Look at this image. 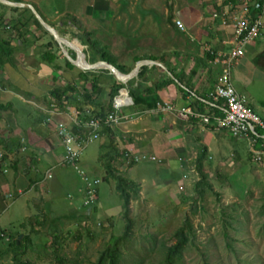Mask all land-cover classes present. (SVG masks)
Segmentation results:
<instances>
[{"label":"crops","instance_id":"crops-1","mask_svg":"<svg viewBox=\"0 0 264 264\" xmlns=\"http://www.w3.org/2000/svg\"><path fill=\"white\" fill-rule=\"evenodd\" d=\"M8 1L32 6L59 36L80 48L88 63L100 61V53L104 50L125 73L132 71L140 60L152 61L141 65L131 79L121 82L132 99V105L122 112L130 114L131 119L112 127L110 133L100 135L99 164L106 176L108 163L117 174L123 171L121 152L128 147L155 156L159 160L156 162L166 167L163 172L177 168L185 173L184 169L193 166L199 171L197 160H201L202 171L211 170L212 165L223 162V158L233 152L238 153V163H242L243 155L239 156L234 145L230 147L228 142L233 137L224 129H218L214 123L203 124L197 118L179 115L183 108L212 117L218 116L214 113L216 108L224 112L222 102H213L208 97L222 68L212 63V56L206 49L215 52L231 49V26H221L211 15L215 10L235 7V0ZM256 1L253 0V4ZM258 14L260 11L255 15ZM175 19L183 23L184 31L175 26ZM37 21L31 8L0 2V39L9 41L12 49L11 55L0 64V90L18 99L17 108L9 100L0 103L3 106L0 107V144L3 147L0 152L7 154L5 159H0V201L6 206V199L14 201L18 196L37 193L41 184L40 196L47 199L44 207L53 213V208L59 207L60 196L57 193L59 198L54 200L52 195H44L45 190L50 192L67 186L69 192H77L72 189L68 168L61 165L64 148L55 134V124L62 121L72 128L80 126V119L73 117L70 110L74 108L69 106V111L62 110L47 122L49 91L73 85L74 94L79 95L84 88H89L90 83L84 80L86 75L89 79L98 76V86L103 91L120 81L106 68L86 70L91 72L89 74L71 61L68 65L62 47ZM157 34L160 37L154 38ZM92 42L96 44L91 49ZM260 43L256 40L247 45L231 71L235 70L243 79L250 77L252 71L249 73V69L244 68L257 69L252 57L263 49ZM65 49L72 59L76 58L74 48L65 46ZM140 71L142 76H138ZM161 82L164 85L158 90H147ZM158 102H167L174 110H159ZM26 104L44 116L36 127L23 120L21 113L27 110ZM78 130L77 133L83 134L87 128L83 125ZM21 138L25 143H21ZM243 139L247 141L248 152H253L255 158L254 143ZM213 158L216 162L212 164ZM204 159L212 162L204 163ZM16 160L18 164L14 167ZM173 163H177L176 167ZM91 166L97 169V165ZM38 167L42 170L40 179L34 176ZM47 171L51 179H45ZM30 178L36 180L31 186L28 185ZM75 210L71 209L70 213Z\"/></svg>","mask_w":264,"mask_h":264},{"label":"rangeland","instance_id":"rangeland-1","mask_svg":"<svg viewBox=\"0 0 264 264\" xmlns=\"http://www.w3.org/2000/svg\"><path fill=\"white\" fill-rule=\"evenodd\" d=\"M157 36L160 37L157 34L154 38ZM154 38L152 37V39ZM258 41L261 42L260 48H264V29L261 31ZM58 45L60 44L58 43ZM62 54L69 60L63 50ZM256 68L258 70H250L249 66H245L244 69H249V73L252 71L250 77H244L245 81L236 74L235 70H232V81L238 93L246 97L250 108L259 117L264 118V71ZM8 100L17 108L18 99L0 90V103ZM25 107L27 110L21 113L24 122L36 127L38 121L44 119V116L30 104H26ZM28 112H31V115L27 114ZM1 131L0 129V136ZM101 142L97 139L89 143L81 156V166L90 177H105L100 168L98 157ZM228 143L230 147L234 145L232 147L237 148L240 152L239 156L243 155L241 158L243 161L238 163V153L233 152L232 155L229 153L225 156L223 162L212 165L211 170H204L207 173L208 185L201 186L202 189H205L203 199L198 198L197 191H195V184L201 177L200 172L195 169L196 166L189 169L187 167L184 169L185 173L177 168L175 170L167 169L168 171L163 172L162 170H166V167L156 161L138 163L134 167L132 166V170L123 166L126 171L123 168V171L119 172L120 176L137 183L140 182V191L137 196L131 197L129 204L132 239L129 249L127 251L122 249L123 253L132 256L137 251L139 256L149 258L144 264H157L160 257L158 254L160 244L162 242L166 245L172 244L173 233L186 218H189L195 231V238L193 244L183 254L185 264H203L202 255L210 258L213 264H237L235 255L225 247L224 230L220 220V211L224 208L232 214H239V220L243 222L241 233L231 231L233 237L243 240L241 244L236 243L240 248L241 258L250 259L251 264H264V160L261 158L256 161L253 155L247 157L249 154L247 141L243 138L235 139L233 137ZM1 148L0 144V150ZM2 153L0 152V154ZM214 158L213 162L204 159V163L212 162L213 164L216 162ZM26 162L24 159V163ZM91 165H97V169H93ZM176 165L177 163H173V167ZM130 170L131 172H129ZM68 171L73 184L72 189L76 190V193L72 190L69 192L67 186L61 190L44 191V195L50 194L54 200L59 198L56 196L57 193L60 196V202H57L61 206L58 204L57 209L53 208L55 210L53 213H51L52 210L49 211V208L44 207V200L47 199L40 196L41 184L38 185L37 193L31 192L18 196L14 201L6 199L4 202L6 206H3L0 201V264H15L16 260H28L33 264L51 262L55 264L54 259H47L45 252L46 247L48 248L52 241L54 231L47 226L48 223L37 225L32 230L34 221L31 222L29 218L32 217L34 210L36 212L37 210L44 211L46 218H49L50 214L64 215L69 214L71 209H81L80 206L84 202V198L79 193V189L83 188V183L74 171L69 168ZM34 176L38 179L42 177L41 167L37 168ZM22 178L23 176H21ZM116 184L113 177H110L109 181L103 180L100 183L97 208L95 211L92 210L93 220L89 226L90 235L87 234L88 228L84 224L79 227L75 226V222L72 220L62 221L59 226L63 230L62 233H59L61 252L72 258L73 254L79 250V258H84V264H94L99 250L103 248L111 235H118L124 230L125 220ZM21 224H24L25 227L23 228ZM78 229L81 234V242L72 239V233ZM28 232L32 234V241L24 253L21 250L13 249L3 252L7 246V236L13 235V238L18 240ZM66 232L70 233L65 235ZM150 234L157 238L156 248L153 252H149V245L143 240ZM52 250L54 249L51 247L50 252Z\"/></svg>","mask_w":264,"mask_h":264},{"label":"trees","instance_id":"trees-1","mask_svg":"<svg viewBox=\"0 0 264 264\" xmlns=\"http://www.w3.org/2000/svg\"><path fill=\"white\" fill-rule=\"evenodd\" d=\"M263 0H257L252 6H250V14L255 16L262 6ZM252 12V13H251ZM37 24L41 26L39 21ZM46 31V30H44ZM56 42V41H54ZM57 43V42H56ZM96 43H91L90 48L94 47ZM91 48V49H92ZM99 51V50H97ZM101 52V51H100ZM12 49L9 46V41L5 39H0V64L4 62V58H7L11 55ZM71 57V56H70ZM100 59L107 61L113 64L119 71L125 73V69L121 66L115 65L113 59L111 58L110 54L107 50H104L100 53ZM66 63L71 65V62L67 59ZM252 63L256 65V67L262 69L264 71V48L257 54L252 57ZM143 71V70H142ZM140 71L138 76H142L143 72ZM86 73H91L90 71H86ZM85 81H88L89 88H84L79 95H75L76 88L73 85L65 86L64 88H52L49 91L50 99L54 100L59 106L65 107L70 106L77 110L78 118L80 119V126L85 125L86 122L92 119H100L103 120L105 116L111 111L112 109V100L113 97L118 93L119 89L123 88V84L121 82H117L112 84L107 91H103L98 85V76H93V78L89 79L87 75L84 77ZM164 84L161 82L156 84L153 89L148 88V91H155L161 88ZM3 107V106H0ZM218 116H222L223 112L219 111V109H215L214 112ZM80 126H73L72 130L77 133ZM87 128V127H86ZM110 126L102 125L101 133H110L111 131ZM88 131V130H87ZM86 131V132H87ZM254 139V150L262 151L261 158L264 159V131L260 129L255 130V134L250 135ZM3 148V147H2ZM7 149V148H5ZM203 154V153H202ZM0 159H5L6 155L5 152L1 154ZM253 152L249 153L247 157H251ZM202 157V156H201ZM200 157V158H201ZM260 158V160H261ZM18 160L14 161L13 166L17 167ZM198 169L200 172V179L195 184V191H197L198 198H204L205 189L201 188L202 185L207 184L206 174L204 171L201 170V160H197ZM107 171L108 175L105 177H90L92 179L98 178L101 179L100 183L103 180L109 181L110 177H113L116 180V189L118 195L121 199V208L123 213V218L125 220L124 230L118 235H111L110 239L106 242V244L101 248L98 252V257L94 264H144L149 258H143V256H139V253L136 251L135 254L132 256L126 253H123L122 249L127 251L130 247L131 242V235H132V220L129 217L130 212V201L131 197L137 196L140 191L139 183L135 181H131L126 177L120 176L117 174L114 168H112L111 164H107ZM30 183L28 184L31 186L36 180L30 178ZM99 183V185H100ZM99 185H97V196L99 195ZM208 185V184H207ZM28 186V187H29ZM200 188V189H199ZM209 188V187H208ZM81 191V190H80ZM132 192V193H131ZM82 195L84 193L81 191ZM69 198V197H68ZM263 200H264V193H263ZM196 201V200H195ZM98 204V198L94 201V204L88 210V207H84L83 203L80 208L76 209L74 212L64 215H49V218L45 213L34 210L32 217L29 220L33 222V227L36 228L37 225L41 226L44 223H48L47 226L51 228L54 233L52 234V241L46 247V255L47 259L55 260V264H84V258H79V250H77L73 257L70 258L69 256L65 255V253L61 252V242H59V233H62V229L59 227L62 221H74L75 226L81 227L83 224L87 227V234H91L89 230L90 224H92V210H96ZM236 210V209H235ZM195 212V210H194ZM221 214V223L223 227V235L225 238V247L229 252H232L235 255L237 260V264H251L250 259L241 258L240 255V248L236 245V243L241 244L243 240L240 238H235L231 235V231H235L236 233H241V226L242 221L239 220V214H235L232 212H228L224 208L220 211ZM23 225V226H22ZM24 228L25 225L21 224ZM80 229V228H79ZM79 229L76 232L72 233V239L81 242V234ZM70 232H66L65 235H68ZM32 234L30 232L23 234L21 239L16 240L13 238V235L7 236V246L4 253L9 251V249H13L16 251L21 250L22 253L26 251V249L31 245L32 241ZM4 237V235H3ZM174 241L172 244L166 245L165 243H161L159 246L158 254L160 257L157 260V264H185L183 254L184 252L193 244V240L195 238V231L192 225V222L189 218H186L183 224L175 230L173 233ZM144 242H147L149 245V252H153L156 248L157 238L155 235L150 234L143 238ZM51 247L54 249L50 252ZM148 250V249H147ZM132 258V259H131ZM16 259V258H15ZM40 259V258H39ZM203 264H213L212 260L205 255H202ZM15 264H33L28 260L24 261H17ZM54 264V263H48Z\"/></svg>","mask_w":264,"mask_h":264},{"label":"built area","instance_id":"built-area-1","mask_svg":"<svg viewBox=\"0 0 264 264\" xmlns=\"http://www.w3.org/2000/svg\"><path fill=\"white\" fill-rule=\"evenodd\" d=\"M236 6L225 10H215L212 17L217 19L221 26H231L233 30L232 47L227 52H215L210 48L206 51L212 56V63L221 66V72L217 82L208 97L213 102H222L224 112L222 116H209L204 114L193 113L189 108L182 109L180 116L194 117L199 119L203 124L214 123L218 129H224L232 137L246 138L251 143L254 139L250 136L255 134L256 129L264 131V118L259 117L248 105L246 97L239 94L232 84L230 71L234 64L244 55V49L247 45L253 44L260 38L261 31L264 29V4L260 8V14L252 16L250 14V6L253 0H235ZM175 26L184 31L183 23L175 19ZM132 105V99L125 88L119 89L118 93L113 97L112 109L103 120L92 119L85 123L87 132L80 134L72 130L62 121L55 124V134L64 148V155L61 165L74 171L77 177L83 183L80 189L84 193V207H91L98 198L96 187L101 179L90 178L88 173L81 166V156L84 149L94 140L100 138L102 125L115 127L123 121L131 119V115L122 112L123 109ZM156 107L163 111H173L174 108L167 102H158ZM62 110H70L69 106L61 107L54 100H48V117L47 122H51L52 116ZM73 117L78 116L77 110H70ZM24 143V138H21ZM22 150L25 146H22ZM262 151L255 154V160L259 161ZM1 157V154H0ZM121 162L124 166L130 167L142 162L159 161L155 156L136 151L133 147L122 150ZM52 177L50 171L45 173V179Z\"/></svg>","mask_w":264,"mask_h":264},{"label":"water","instance_id":"water-1","mask_svg":"<svg viewBox=\"0 0 264 264\" xmlns=\"http://www.w3.org/2000/svg\"><path fill=\"white\" fill-rule=\"evenodd\" d=\"M1 3H7L10 5H14V6H24V7H29L33 10L34 14L36 15L37 19L39 20V22L41 23V25L53 36V38L56 40L57 43L60 44V46L63 49V52L65 54V56H67L69 58V60L78 68L86 71V70H94L97 68H106L108 69L112 74H114V76L120 81V82H126L127 80L131 79L137 72L138 69L141 65L143 64H147V63H152V61L150 60H140L137 62L136 66L134 67V69L132 71H130L129 73H122L121 71H119L113 64L104 61V60H100L98 62L95 63H88L86 61L85 55L82 53V51L80 50V48L74 46L71 42L67 41L66 39H64L63 37L59 36V34L56 32V30L51 27L48 23H46L40 16L39 14L36 12V10L30 6L29 4L26 3H17V2H11L8 0H0ZM65 46L67 47H71L74 48V50L77 52V56L75 59H72L69 54L67 53ZM21 237V236H20Z\"/></svg>","mask_w":264,"mask_h":264}]
</instances>
